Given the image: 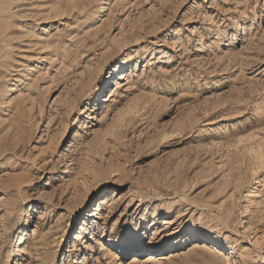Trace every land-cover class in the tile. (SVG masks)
I'll list each match as a JSON object with an SVG mask.
<instances>
[{
	"label": "rangeland",
	"instance_id": "1",
	"mask_svg": "<svg viewBox=\"0 0 264 264\" xmlns=\"http://www.w3.org/2000/svg\"><path fill=\"white\" fill-rule=\"evenodd\" d=\"M216 224L264 254V0H0V264Z\"/></svg>",
	"mask_w": 264,
	"mask_h": 264
},
{
	"label": "bare ground",
	"instance_id": "2",
	"mask_svg": "<svg viewBox=\"0 0 264 264\" xmlns=\"http://www.w3.org/2000/svg\"><path fill=\"white\" fill-rule=\"evenodd\" d=\"M100 81L103 84L108 82V79L105 76ZM99 90H101V86H99ZM259 190L260 182L258 183V186H256L251 197L258 196ZM247 214L250 213L247 211ZM187 231L189 233L184 236H169L164 237L159 241L151 242H142L137 235L130 240L110 237L108 238L107 245L115 251H113V259L109 264H125L123 250L127 249L129 251L133 246H135L133 251L136 253L133 257L134 262L131 264H145V259L137 258L139 255L149 259L155 256L160 257V259L164 261L163 263L161 262L162 264H170L179 256L180 251L175 248L178 245H183V241L189 242L185 247L184 252L188 250V252H191L193 255L204 253L215 258L221 254L223 250L229 249L230 251H233L232 253H236L241 264H264V254H256L253 245L247 244L242 239L236 237L227 225L216 224L207 225V227L193 226ZM224 262L227 263L228 260L225 259Z\"/></svg>",
	"mask_w": 264,
	"mask_h": 264
},
{
	"label": "snow or ice",
	"instance_id": "3",
	"mask_svg": "<svg viewBox=\"0 0 264 264\" xmlns=\"http://www.w3.org/2000/svg\"><path fill=\"white\" fill-rule=\"evenodd\" d=\"M241 139H243V138H241Z\"/></svg>",
	"mask_w": 264,
	"mask_h": 264
}]
</instances>
